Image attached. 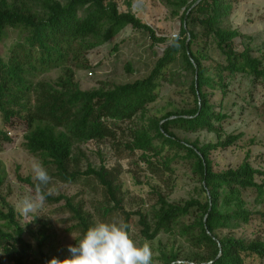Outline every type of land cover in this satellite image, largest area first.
<instances>
[{"label": "trees", "instance_id": "1", "mask_svg": "<svg viewBox=\"0 0 264 264\" xmlns=\"http://www.w3.org/2000/svg\"><path fill=\"white\" fill-rule=\"evenodd\" d=\"M131 4L132 0H125L126 10L122 11L115 0H0L1 124H9L12 118L23 121L25 148L40 157L43 167L52 166L53 175L61 181L74 182L83 175L97 180L109 199V205L98 210L100 221L119 214L129 230V219L135 214L145 240H153L163 232L177 234L189 243L191 249L186 254L172 248L161 250V264L264 261L263 241L221 233L239 221L248 222L251 213L245 209L243 190L253 189L260 202L263 201L264 170L252 166L249 151L236 167L220 171L213 169L210 158L212 151L233 145L239 137L227 135L219 140L221 121L226 115L214 110L212 91L218 88L224 92L228 86L226 76L237 73L264 86V57L251 56L248 47L236 51L234 40L242 34L223 26V18L231 9L226 0H165L172 14L178 15L182 9L179 32L170 39L156 36L131 11ZM127 26L144 32L152 45L165 43L151 70L141 78L107 88L81 89L74 72L89 68L88 52L110 41ZM10 30L17 33V38L3 49ZM197 41L205 49L214 47L223 56V62L215 63L216 78L204 64L211 58L193 52L192 45ZM174 65L191 74L188 89L193 106L166 112L158 118L147 117L148 105L157 99L161 82L184 84L186 81V74L182 80L167 72ZM53 70L60 71L54 81L35 80ZM126 70L131 71L129 64ZM138 119L147 120L135 124ZM173 129L206 130L215 133L218 140L207 144L189 142L177 137ZM9 140L7 132L0 128V146ZM102 140H109L119 157L138 151V162L151 174H158L160 169L173 171L172 164L178 161L187 163L200 183L203 199L174 203L156 192V202L148 213L125 210L117 197L119 165L111 169L104 165L99 168L87 165L84 171L79 168L80 161L86 159L79 145ZM18 178L36 187V181L30 177ZM38 190L49 203L64 200L79 232L74 245L96 223L93 215L74 203L72 197L52 196ZM0 201L6 209H0V256L3 254L8 264H27L29 254L36 251L43 264L57 259L48 228L43 224L39 229L34 247L24 239L13 207L3 197ZM187 216H192L191 222L184 221Z\"/></svg>", "mask_w": 264, "mask_h": 264}, {"label": "rangeland", "instance_id": "2", "mask_svg": "<svg viewBox=\"0 0 264 264\" xmlns=\"http://www.w3.org/2000/svg\"><path fill=\"white\" fill-rule=\"evenodd\" d=\"M115 1L120 10H126L125 0ZM226 1L231 4V9L223 18V26L237 29L242 34L234 40L236 51L248 47L251 56L264 57V0ZM131 11L147 23L155 31L156 36L170 39L179 32L181 24L179 14L182 9L178 15L172 14V9L165 4V0H132ZM16 38L17 33L10 30L3 42V49L8 48ZM164 46L165 43L152 45L144 32L127 26L110 41L91 49L87 54L89 68L75 70L74 79L81 89L88 90L98 87L107 88L113 84L141 78L151 70L156 58L162 54ZM192 50L211 58L205 60L204 64L208 67V72L216 78L215 63L223 62V56L214 47L203 48L199 41L192 45ZM127 64L130 65V72L126 70ZM176 66H170L167 72L169 74L173 72L183 80L186 73ZM59 73V70H53L40 75L35 80L54 81ZM190 78L191 74L187 73L184 84L161 82L158 97L148 105L146 116L158 118L169 111L192 107L193 96L188 89ZM226 81L228 83L226 90L223 92L216 88L212 91L211 97L214 110L226 115L221 121L222 135L219 140H224L227 135H239V137L233 145L211 152L213 169L220 171L228 167L234 168L242 162L246 151H249L248 159L252 166L264 170V86L259 82H252L250 77L241 73L226 76ZM207 92L211 91L208 89ZM146 120L138 119L135 124ZM0 128L6 131L10 138L0 146L2 177L0 198L3 197L13 207L26 241L35 247L39 229L44 224L52 234L51 240L56 246L57 260L67 257L69 255L67 248L69 245H74L79 232L75 229L76 220L64 206V200L49 203L44 199L41 208L35 213L38 215L35 218L20 213V201L29 195H39L38 188L52 196L63 194L72 197L74 203L80 204L83 210L92 214L96 222H99L98 210L109 205L104 188L92 176L87 175L74 182H63L53 175L52 166L46 167L50 176L49 183L38 184L32 165L41 164V160L38 155L31 154L24 146L25 123L12 118L9 124L3 125L0 122ZM173 131L177 137L189 142L207 144L218 140L215 133L206 130L183 132L173 129ZM79 148L86 157L79 163L81 171H84L87 165L93 168L104 165L108 169L120 166L117 197L121 199V205L125 210L131 212L141 210L148 213L156 202V192L174 203L190 198L203 199L200 183L185 162L173 163V171L160 169L158 174H151L142 163L138 162V151L119 157L109 140L87 141L80 144ZM18 176L30 177L32 181H36L37 188L23 183ZM257 180H259L258 176ZM241 197L245 202V209L251 213L248 222L239 221L221 233L245 240L258 239L264 242V216H262L264 197L260 202L253 189L243 190ZM220 207L224 210L222 205ZM0 209L6 210L1 201ZM122 218V215L111 214L105 221L122 220ZM184 221L191 222L192 216H187ZM140 229L138 216L134 214L129 219V232L138 242L150 245L151 264H161L159 258L161 250L172 248L180 254H186L191 249L189 243L177 234L161 232L153 240H145L140 234ZM26 261L27 264L44 263L37 251L30 253ZM0 264H8L3 254L0 256ZM258 264H264V261Z\"/></svg>", "mask_w": 264, "mask_h": 264}, {"label": "clouds", "instance_id": "3", "mask_svg": "<svg viewBox=\"0 0 264 264\" xmlns=\"http://www.w3.org/2000/svg\"><path fill=\"white\" fill-rule=\"evenodd\" d=\"M32 170L40 185H47L50 176L45 167L34 163ZM45 197L29 195L19 203V211L25 216L38 215ZM69 255L63 260L53 258L49 264H151L152 250L148 243H140L130 234L127 225L119 219L99 221L89 226L67 248Z\"/></svg>", "mask_w": 264, "mask_h": 264}, {"label": "built area", "instance_id": "4", "mask_svg": "<svg viewBox=\"0 0 264 264\" xmlns=\"http://www.w3.org/2000/svg\"><path fill=\"white\" fill-rule=\"evenodd\" d=\"M9 133V132H8Z\"/></svg>", "mask_w": 264, "mask_h": 264}]
</instances>
